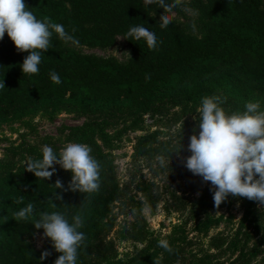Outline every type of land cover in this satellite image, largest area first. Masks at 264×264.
<instances>
[{
  "label": "trees",
  "instance_id": "obj_1",
  "mask_svg": "<svg viewBox=\"0 0 264 264\" xmlns=\"http://www.w3.org/2000/svg\"><path fill=\"white\" fill-rule=\"evenodd\" d=\"M24 2L37 19L48 18L61 24L79 43L72 45L53 32L49 49L41 56L38 73L23 74L19 65L28 53L18 52L5 33L0 40V85H5L0 86V120L66 104L86 113L126 110L139 114L148 112L164 96L198 105L203 96L216 92L222 93L224 101L258 100L264 105L262 0L181 1L172 10L181 6L197 10L204 22L202 36L188 33L174 21L160 28L158 21L165 9L145 4L144 0ZM136 24L157 32L162 43L149 50L143 40L125 38L131 48L125 63L115 57L87 54L78 49L80 46L109 47ZM50 71L58 74L59 83L51 81ZM82 130L86 132V128ZM186 143L188 145L189 138ZM97 160L101 163L100 186L91 194L69 190L70 171L56 165V172L46 180L24 170L26 164L16 172L0 174V264H53L59 253L51 247L50 241L46 239L42 249L32 241L36 233L43 231L32 224L42 211L64 212L70 220L73 215L81 216L83 226L79 231L84 237L78 249L77 264H102L117 257L115 244L108 239L113 226L105 222L106 212L115 201L128 196L133 184L137 183L141 191L146 183H140L141 179L130 173L120 188L117 180L108 175L103 162ZM57 179L63 189H55ZM178 179L187 181L188 187H179L168 195V208L183 213L184 224L191 219H202V228L208 235L213 225L211 219L218 209L209 186L190 171L179 174ZM146 182L148 187L156 184ZM144 197L150 208H155L162 200L159 190L152 193L151 189H146ZM52 201L55 207L51 206ZM29 202L33 204L32 216L17 220L13 214ZM134 216L142 221L124 225V237L145 243L153 251L152 259L159 260L160 264L186 263L194 240L188 238L182 225L175 226L164 238L172 247V251L167 252L157 246L161 238L146 227L142 209ZM225 243L224 234L210 236L214 249L222 248ZM44 250L51 254L40 261Z\"/></svg>",
  "mask_w": 264,
  "mask_h": 264
},
{
  "label": "rangeland",
  "instance_id": "obj_2",
  "mask_svg": "<svg viewBox=\"0 0 264 264\" xmlns=\"http://www.w3.org/2000/svg\"><path fill=\"white\" fill-rule=\"evenodd\" d=\"M262 3L264 6V0ZM170 14L188 33L204 34V22L197 10L181 6ZM78 49L87 54L115 57L121 63L127 62L131 55L130 45L122 36L106 48L80 46ZM215 94L221 96L222 93ZM244 104L227 99L222 107L230 113L243 110ZM198 106L164 96L148 112L139 114L126 110L86 113L66 104L57 109L46 107L33 113L10 116L0 120V174L16 172L26 159L41 157V147L45 144L58 152L69 142L83 143L90 147L94 158L103 162L108 175L117 180L120 188L130 173L136 174L140 183H146L141 191L137 183L133 184L128 189V196L108 208L104 220L113 226L108 239L113 240L118 255L102 264H154L152 249L145 243L124 237L122 232L124 225L142 221L134 216L139 209L154 236L165 238L177 225L186 229L194 245L188 250L185 264H264V205L258 201L229 195L211 219L213 225L208 235L202 228V219H191L184 224L183 213L167 206L172 191L188 187V182L178 179V175L189 172L183 160L190 155L186 142L198 124L194 118L198 117ZM83 128H86L85 133ZM181 144L179 153L168 155L169 167L161 168L155 156L169 146L178 150ZM146 181L156 184L148 187ZM204 184L209 186L207 182ZM146 189L161 193L162 200L155 208H150L144 197ZM41 233L32 238L38 249L43 248L47 239H42ZM215 233L226 236V243L218 250L210 245V236Z\"/></svg>",
  "mask_w": 264,
  "mask_h": 264
},
{
  "label": "clouds",
  "instance_id": "obj_3",
  "mask_svg": "<svg viewBox=\"0 0 264 264\" xmlns=\"http://www.w3.org/2000/svg\"><path fill=\"white\" fill-rule=\"evenodd\" d=\"M145 4H156L165 9L158 21L160 28H166L173 22L170 10L180 5L181 0H144ZM193 29L195 24H192ZM53 32L58 38L78 45V40L59 23L48 18L37 19L24 0H0V40L5 33L18 52H27L19 65L23 74H36L39 71L41 56L49 49ZM132 41L143 40L149 50L155 49L162 41L157 32L143 24L132 25L124 38ZM51 81L60 82L55 71L49 73ZM5 87L3 85H0ZM221 96L213 94L203 96L197 108L198 124L189 137L187 150L190 155L184 158L183 165L193 175L209 183V191L215 207L225 201L229 195L258 201L264 205V108L260 101H248L243 110L227 112ZM169 146L155 156L161 168L169 167L168 155L182 149ZM89 146L83 143L69 142L58 152L45 144L41 147V157L24 161V170L32 172L42 180L49 179L55 172L54 165L70 171L68 189L91 194L99 189L101 163L91 154ZM23 165V166H24ZM55 189H63L59 179ZM59 199V196L56 197ZM52 207L56 204L52 201ZM33 214V204L29 202L13 215L17 220H26ZM35 229H43L41 238H47L51 247L59 253L53 264H77L78 249L84 233L79 231L83 222L79 214L71 220L64 212L39 213L32 223ZM157 246L167 252L172 247L167 239L161 238ZM51 253L41 252L40 261ZM154 264H160L154 260Z\"/></svg>",
  "mask_w": 264,
  "mask_h": 264
}]
</instances>
